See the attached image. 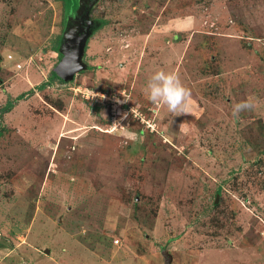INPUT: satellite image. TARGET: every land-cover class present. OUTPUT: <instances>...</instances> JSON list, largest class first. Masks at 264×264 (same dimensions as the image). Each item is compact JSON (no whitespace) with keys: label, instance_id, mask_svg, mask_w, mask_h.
<instances>
[{"label":"rangeland","instance_id":"1","mask_svg":"<svg viewBox=\"0 0 264 264\" xmlns=\"http://www.w3.org/2000/svg\"><path fill=\"white\" fill-rule=\"evenodd\" d=\"M90 7L0 0V264H264V0Z\"/></svg>","mask_w":264,"mask_h":264},{"label":"clouds","instance_id":"2","mask_svg":"<svg viewBox=\"0 0 264 264\" xmlns=\"http://www.w3.org/2000/svg\"><path fill=\"white\" fill-rule=\"evenodd\" d=\"M63 71L65 73H70L72 69L68 67ZM143 91L146 98L152 104L166 108L167 111L174 114V116L188 114L191 90L182 83L177 73L165 71L164 69L153 71ZM98 95L100 99H104L102 95L94 92L91 97ZM116 102L120 103L118 100ZM254 107L255 104L252 99L243 100L232 106L231 114L238 119L242 112L251 111Z\"/></svg>","mask_w":264,"mask_h":264},{"label":"trees","instance_id":"3","mask_svg":"<svg viewBox=\"0 0 264 264\" xmlns=\"http://www.w3.org/2000/svg\"><path fill=\"white\" fill-rule=\"evenodd\" d=\"M63 2V18L65 20V18L67 16L73 17L76 12H78L79 10V5H78V0H61ZM53 78H59L57 73L52 71L51 75H50V79ZM44 85V84H42ZM10 109V105H8L6 107L5 110H9Z\"/></svg>","mask_w":264,"mask_h":264},{"label":"water","instance_id":"4","mask_svg":"<svg viewBox=\"0 0 264 264\" xmlns=\"http://www.w3.org/2000/svg\"><path fill=\"white\" fill-rule=\"evenodd\" d=\"M80 3V2H79ZM71 67V69L79 68V65L74 61L70 62L67 56H64L62 61L60 62V65L54 70L58 76L63 77L67 76L70 73H65L63 70L65 68Z\"/></svg>","mask_w":264,"mask_h":264},{"label":"flooded vegetation","instance_id":"5","mask_svg":"<svg viewBox=\"0 0 264 264\" xmlns=\"http://www.w3.org/2000/svg\"><path fill=\"white\" fill-rule=\"evenodd\" d=\"M79 1H80V0H78V5H79V7H80L81 9H80L79 12H76V15H75V16H79V15H80V17H81V16L83 15V17H84V14H85V12H86V9L91 8L90 5H91V3H92L93 1H95V0H84L85 3H84V1H82V4H80ZM79 22H80V20H79Z\"/></svg>","mask_w":264,"mask_h":264},{"label":"built area","instance_id":"6","mask_svg":"<svg viewBox=\"0 0 264 264\" xmlns=\"http://www.w3.org/2000/svg\"><path fill=\"white\" fill-rule=\"evenodd\" d=\"M115 243H118V240H115Z\"/></svg>","mask_w":264,"mask_h":264}]
</instances>
